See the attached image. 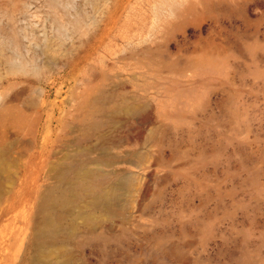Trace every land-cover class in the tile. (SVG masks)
Masks as SVG:
<instances>
[{"label": "rangeland", "instance_id": "1", "mask_svg": "<svg viewBox=\"0 0 264 264\" xmlns=\"http://www.w3.org/2000/svg\"><path fill=\"white\" fill-rule=\"evenodd\" d=\"M0 264H264V0H0Z\"/></svg>", "mask_w": 264, "mask_h": 264}, {"label": "bare ground", "instance_id": "2", "mask_svg": "<svg viewBox=\"0 0 264 264\" xmlns=\"http://www.w3.org/2000/svg\"><path fill=\"white\" fill-rule=\"evenodd\" d=\"M59 169V168H58ZM87 193V192H86ZM42 236V233H41V231L39 232V230L37 231V233H36V237L37 238H40ZM43 249V252H45V250H44V248H42ZM46 253H48V251H46Z\"/></svg>", "mask_w": 264, "mask_h": 264}]
</instances>
